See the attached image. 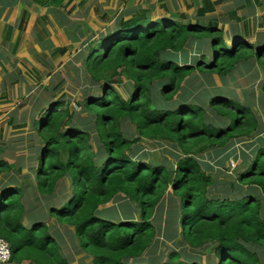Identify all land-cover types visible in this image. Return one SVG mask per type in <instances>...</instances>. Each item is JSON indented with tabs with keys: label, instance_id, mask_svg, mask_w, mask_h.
<instances>
[{
	"label": "trees",
	"instance_id": "16d2710c",
	"mask_svg": "<svg viewBox=\"0 0 264 264\" xmlns=\"http://www.w3.org/2000/svg\"><path fill=\"white\" fill-rule=\"evenodd\" d=\"M219 4L203 0L194 22L183 13L153 19L151 9H135L130 19H119L95 40L88 38L85 64L99 92L88 94L84 105L95 117L97 138L91 137V127L73 125L75 113L60 100L49 102L34 122L41 139L33 170L36 191L48 200L60 183L70 182V196L51 204L49 214L74 227L92 264H150L143 257L156 237L151 219L169 189L179 204L174 225L181 228L182 239L193 250L212 246L214 258L187 261L171 252L162 264H261L256 248L264 246V143L226 189L190 156L196 148H225L235 138L261 134V115L251 104L217 92L209 101L220 118L214 124L203 106L175 99L182 82L196 71L226 75L240 62L264 64V37L251 42L248 26L233 25L225 32L215 16L207 17ZM261 20L264 24V15ZM193 41L208 45L193 62L181 64L169 55L185 52ZM121 75L129 81L123 92L114 87ZM125 118L142 138L174 143L185 157L164 166L134 154L139 138L123 134ZM10 171L0 158V237L11 246V261L72 264L41 218L25 225L28 207L23 200L34 193ZM120 194L137 204L138 221L99 215V208ZM174 228L171 233L177 235Z\"/></svg>",
	"mask_w": 264,
	"mask_h": 264
},
{
	"label": "rangeland",
	"instance_id": "374dc122",
	"mask_svg": "<svg viewBox=\"0 0 264 264\" xmlns=\"http://www.w3.org/2000/svg\"><path fill=\"white\" fill-rule=\"evenodd\" d=\"M125 1L130 8H124V11L119 10L123 7V2L118 0V8L109 3V6H113L112 14H106L104 8L103 12H100L95 7V15L85 16L80 22L77 20L76 23L68 17L71 22H75L74 27L69 28L59 25L63 16L60 14L54 15L48 25L38 18L32 28V22L43 15L35 12L33 17L32 14H27V21L21 30V21L26 14L25 5L23 10L9 11L0 17V158L11 166V174L17 175L18 179L22 178L37 196L32 194L23 200L28 207L26 218H41L48 225L50 232L59 237L56 238L63 254L71 259L72 264H92V257L81 250L74 227L59 222L49 214L51 204L59 205L70 196V182L60 183L54 197L48 200H44L36 191L33 170L41 139L39 140L34 122L49 102L60 100L69 107L71 113H75L73 125L80 129L91 127L88 129L92 130L91 137L97 138L96 129L92 127L95 117L85 110L84 105L88 94L99 92L85 64L89 42L98 38V34L111 29L119 19H130L133 10L128 9H147L154 2ZM166 3L151 8L153 19L183 13L189 21L197 20V8L191 5L192 0H171ZM258 3L256 0H223L215 13L207 17L215 16L225 32L233 25L240 28L248 26L249 40L254 42L264 37V24L261 20L264 15V0ZM75 14L74 12L72 15ZM77 26L79 30H74ZM226 44L231 46L230 42ZM207 47L204 43L201 45L193 41L185 52L169 55L181 64L190 63L193 58H199L201 54L206 53ZM104 52L105 49H102L101 53ZM128 84L125 75L115 78L114 87L120 92L126 91ZM181 85L175 99H186L194 105L203 106L209 120L214 124L220 123V118L211 111L209 101L217 92H221L241 105L251 104L261 115L264 125V64L255 60L240 62L235 70L226 75L196 71ZM120 127L126 137L139 138L133 146V153L138 156L164 166L175 165L180 158L185 157L182 149L174 143L142 138L129 118L123 119ZM94 139L92 146L97 148V140ZM263 143L264 130L253 137L235 138L225 148H209L203 152H198L196 148L190 156L197 160L204 171L217 179L220 188L226 189L229 183L237 179L241 170L255 156L256 149ZM221 182L223 184H220ZM171 191L168 190L153 213L151 221L156 227V237L144 254L143 260L150 264H162L168 260L169 253L176 252L187 261H211V258H214L212 246L193 250L182 239L181 228L174 225V212L179 204L170 195ZM100 214L116 221L131 218L138 221L140 218L137 204L123 194L101 206ZM25 225L28 226L29 222H25ZM175 226L177 235L171 233ZM256 250L261 264H264V246Z\"/></svg>",
	"mask_w": 264,
	"mask_h": 264
},
{
	"label": "crops",
	"instance_id": "0c3cea01",
	"mask_svg": "<svg viewBox=\"0 0 264 264\" xmlns=\"http://www.w3.org/2000/svg\"><path fill=\"white\" fill-rule=\"evenodd\" d=\"M124 1L125 0H122L123 7L119 9L121 11H124V8L125 9L130 8L128 2L126 5ZM167 1H171V0H157V2L154 0L153 4L150 5L147 9L155 8V5L167 4L166 3ZM202 1L203 0H192L191 5L195 6L198 10V7ZM211 1L213 2L220 1L221 4L223 0H211ZM109 3H111L112 5H116L117 8L119 6L118 0H42L41 2L39 0H0V17H2V15H4L5 13H8L9 11H13V10L15 11L17 9L23 10L25 5L26 8L24 11L27 10L26 12H28L29 16L32 14L33 17V14H36L35 12H38L39 14H43L40 17H37L36 20L32 22V28L35 27L38 18L43 20L48 25L49 22H52V17L57 14L63 15L60 19L61 22L59 23V25L69 28L70 26H73L75 22H71L68 19V17L76 21V23L77 20L78 22H80L81 19H85V16L89 17L95 15L93 13V9L95 7L100 12L101 11L103 12V8H104L105 9L104 12L106 14H110V13L112 14L113 6H109ZM128 10H135V9L131 8ZM74 12L76 14L72 15ZM9 26L13 28L12 25ZM77 29L79 30V26L74 28V30ZM6 30L7 28L4 30L5 35H6ZM25 222H29V219L26 218ZM7 264H31V263L28 260H23L21 263L11 261L10 263Z\"/></svg>",
	"mask_w": 264,
	"mask_h": 264
},
{
	"label": "built area",
	"instance_id": "2783aa9c",
	"mask_svg": "<svg viewBox=\"0 0 264 264\" xmlns=\"http://www.w3.org/2000/svg\"><path fill=\"white\" fill-rule=\"evenodd\" d=\"M264 195V191H263ZM12 259L11 246L7 240L0 237V263L7 264L10 263Z\"/></svg>",
	"mask_w": 264,
	"mask_h": 264
}]
</instances>
